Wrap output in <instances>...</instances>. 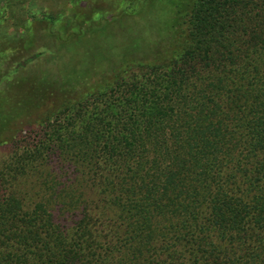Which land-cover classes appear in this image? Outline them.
Wrapping results in <instances>:
<instances>
[{
  "label": "trees",
  "instance_id": "obj_1",
  "mask_svg": "<svg viewBox=\"0 0 264 264\" xmlns=\"http://www.w3.org/2000/svg\"><path fill=\"white\" fill-rule=\"evenodd\" d=\"M186 1L165 54L119 62L8 156L0 264H264V0Z\"/></svg>",
  "mask_w": 264,
  "mask_h": 264
},
{
  "label": "rangeland",
  "instance_id": "obj_2",
  "mask_svg": "<svg viewBox=\"0 0 264 264\" xmlns=\"http://www.w3.org/2000/svg\"><path fill=\"white\" fill-rule=\"evenodd\" d=\"M129 2L134 13L122 15ZM177 2L0 0V101H6L2 113L9 116L0 118V142L19 133L13 144L0 143V174L9 159L15 160L8 157L12 152L36 142L41 121L60 112L67 100L101 84L119 62H149L165 54L182 27L184 12H175ZM43 15H51L54 23L42 20ZM38 51L29 64L14 68ZM30 152L21 156L28 158ZM33 156L59 181L70 176L68 163L73 159ZM4 189L0 186V192Z\"/></svg>",
  "mask_w": 264,
  "mask_h": 264
}]
</instances>
